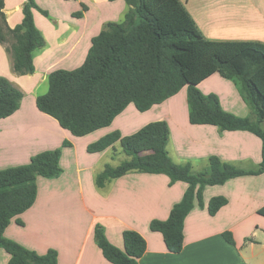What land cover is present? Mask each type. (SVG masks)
I'll use <instances>...</instances> for the list:
<instances>
[{"label": "crops", "instance_id": "1", "mask_svg": "<svg viewBox=\"0 0 264 264\" xmlns=\"http://www.w3.org/2000/svg\"><path fill=\"white\" fill-rule=\"evenodd\" d=\"M7 23L22 22L25 0H4ZM40 9L34 20L46 45L34 52L35 72L20 75L0 43V76L7 77L23 93L19 109L0 119V170L27 164L37 153L62 147L63 172L56 178L39 176L35 203L13 220L5 236L45 254L58 253V264H112L98 246L94 229L104 228L108 240L124 248L123 232L134 230L146 240L140 264H264V172L207 185L202 205L195 201L185 219L182 251L170 252L162 233L153 231V220H166L188 187L171 182L163 173L132 171L99 187L96 177L107 165L117 166L123 151L119 143L100 152L88 146L119 132L136 133L148 123L165 121L170 128L168 145L172 160L204 170L210 157H218L244 170L262 163V140L248 129L221 130L212 124H193L189 119L187 86L146 111L129 104L110 125L84 136H75L57 119L42 112L37 97L48 90L49 74L56 69L81 66L92 44L107 22L123 20L129 6L125 0H36ZM198 29L212 40H256L264 43V0H181ZM88 6L82 17L73 13ZM42 11H47L44 14ZM204 94L218 96L224 110L248 117L251 110L231 79L214 73L198 84ZM70 142L69 146H63ZM228 202L211 215L213 197ZM232 234L234 243L224 237ZM11 256L0 247V264Z\"/></svg>", "mask_w": 264, "mask_h": 264}, {"label": "trees", "instance_id": "2", "mask_svg": "<svg viewBox=\"0 0 264 264\" xmlns=\"http://www.w3.org/2000/svg\"><path fill=\"white\" fill-rule=\"evenodd\" d=\"M115 1V0H110ZM129 8L120 22H107L92 38L83 64L75 69H56L49 74L48 90L37 97L38 108L58 120L75 136H84L111 124L129 104L146 111L187 86L189 119L193 124H212L221 130L248 129L262 140V163L244 170L210 157L204 170L176 164L169 153L170 128L165 121L148 123L136 133L122 137L110 133L88 146L100 152L119 143L128 156L119 165H107L96 177L99 187L128 172L163 173L171 182L188 187L166 220H153L150 228L162 233L170 252L183 248L185 219L207 185L223 184L230 178L264 172V43L256 40H212L198 29L181 0H125ZM5 2L0 0V43L20 75L35 72L33 54L46 45L34 20L40 9L36 0H25L23 20L15 27L7 23ZM88 6L73 13L82 17ZM48 14L47 11H42ZM214 73L237 85L251 110L240 117L223 109L218 96L204 94L198 84ZM23 93L7 77L0 76V119L16 112ZM64 142L63 146H69ZM62 147L33 155L27 164L0 170V247L11 256L8 264H58V253L39 254L5 236V230L29 209L38 195L39 176L56 178L63 172ZM228 202L213 197L211 215ZM264 216V207L259 210ZM95 240L112 264H140L145 238L134 230L123 232L124 248L111 243L104 228L94 229ZM234 243L230 232L224 233Z\"/></svg>", "mask_w": 264, "mask_h": 264}, {"label": "rangeland", "instance_id": "3", "mask_svg": "<svg viewBox=\"0 0 264 264\" xmlns=\"http://www.w3.org/2000/svg\"><path fill=\"white\" fill-rule=\"evenodd\" d=\"M127 158H128L127 154H126L125 152H123L120 156L116 157L115 160H116L117 162H119V161H121V160H125V159H127Z\"/></svg>", "mask_w": 264, "mask_h": 264}]
</instances>
